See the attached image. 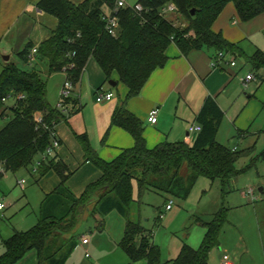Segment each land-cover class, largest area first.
<instances>
[{
    "label": "trees",
    "instance_id": "trees-1",
    "mask_svg": "<svg viewBox=\"0 0 264 264\" xmlns=\"http://www.w3.org/2000/svg\"><path fill=\"white\" fill-rule=\"evenodd\" d=\"M228 3L234 5L241 22L264 15V0H136L133 5L117 10L116 0H83L77 4L69 0H40L37 3L40 11L57 21L56 29L36 53L38 58L47 61L48 74L64 73L75 87L88 60L93 59L105 80L115 75L127 94L114 110L110 126L129 133L133 146L106 163L89 147L86 136H79L85 160L98 167L101 176L75 196L66 185L71 176L67 166L45 156L52 143L54 125L61 117V112L47 101L45 81L33 69L4 64L0 72V122L8 121L0 128V165L5 173L15 172L32 165L38 155L45 156L36 169L38 178L52 171L60 182L44 196L36 224L28 231H14L4 240L0 264H17L31 251L36 253V264H65L78 246V238L72 234L75 224L88 210L91 215L104 217L115 211L123 217L124 231L118 248L130 262L208 264L209 253L218 246L227 223L228 210L221 207L210 222L203 223L206 231L197 249L182 243L177 257L162 263L160 249L152 241V231L129 218V207L135 202L133 186L136 185L139 197L154 191L184 200L200 177L225 184L239 175L242 171L235 169V163L244 153L232 152L216 142L223 113L212 98L204 101L195 118L200 131L192 145L164 142L152 149L146 147L143 123L127 110L125 103L137 97L150 75L165 65V52L170 45H175L183 56L202 48L240 55L235 44L211 31ZM167 4L176 7L186 27H177L176 22L161 14ZM136 6L140 9H135ZM105 8L118 20L116 37L105 30ZM29 50L27 46L18 53V58L26 64ZM244 58L253 70H264L261 51ZM7 101H12V105H6ZM36 115L41 116L40 123L35 121ZM260 156L264 159V152ZM183 166H186L185 177L181 175Z\"/></svg>",
    "mask_w": 264,
    "mask_h": 264
},
{
    "label": "crops",
    "instance_id": "crops-1",
    "mask_svg": "<svg viewBox=\"0 0 264 264\" xmlns=\"http://www.w3.org/2000/svg\"><path fill=\"white\" fill-rule=\"evenodd\" d=\"M39 1L0 0V55H7L9 63L13 58L18 60V53L22 52L27 46H30L29 51L32 49L37 50L40 44L49 38L56 29V19L37 8L36 5ZM69 1L77 4L83 0ZM4 8L5 11H3ZM104 13H107L106 8ZM211 31L220 33L226 41L235 44L239 48L240 55H227V59L234 56V67L220 64L217 68H212L211 62L217 53L214 50L202 48L193 50L188 55L183 56L175 45H170L165 52L167 57L165 65L150 75L137 97L126 101L127 110L143 123V138L148 149L164 142H184L187 145H192L199 132L189 133L188 130L190 127L199 126L195 118L207 98L214 99L223 113L221 124L226 118L230 122V137H233V133L236 132L241 143L246 144V150L252 147L250 146L252 137L249 141L247 138L255 135L256 132H251V128L257 119L264 114V70H253L245 62L244 57L252 56L257 50L264 53V15L248 22H241L236 16L234 5L228 3L211 26ZM32 59L46 61L38 58L35 54L27 64L22 62L27 67L22 69H33L39 72L36 64H31ZM2 67L0 66V72ZM59 74L62 76L64 83L66 75L64 73ZM248 74H252L255 80L244 87L242 80ZM49 76L51 75L48 74L47 77ZM42 79L44 78L42 77ZM111 80L116 82L115 87L108 85V81L105 80L100 67L93 59H89L79 83L73 89L70 103L61 112V117L54 125L53 133L59 142V146L47 158H56V160L62 161L67 166L71 176L68 178L66 185L77 197L88 184L96 181L101 176L99 168L91 161L85 160V153L78 139L79 136H86L89 147L101 161L106 163L114 160L123 150L130 149L133 146V139L129 133L121 128L110 126L114 110L123 103L127 94V89L117 81L115 75H112ZM62 85L59 86L60 90ZM98 91L112 93L113 97L110 100L98 103L96 102ZM48 103L53 108L57 105H52L49 101ZM153 108L158 109L157 121L154 125L147 122L148 113ZM219 128L215 137L216 142L227 146L231 150L235 149V152H237L238 148L234 144L233 147L228 145L229 140H226L227 144L223 143L219 135ZM45 156L38 155L35 158V167L32 170L35 174H37L36 166L45 160ZM181 175L185 177L186 173L181 171ZM59 182V178L52 171L47 172L41 178H38L37 175L34 184L39 186L41 190L40 205L44 196L52 192L59 185ZM259 193L264 195V190L260 188ZM260 200V203L252 207L255 215L253 226L258 231L257 242L255 241L250 246L248 243L243 242V236L236 235L238 242L232 244V240L236 237L233 239L234 233L229 235L227 227L225 229V224L219 236V244L215 248L217 253L212 254L214 249L211 250L208 256V264H210L212 257L215 261L216 258L219 259L217 263L219 264L223 255L229 256L234 264H264V198ZM167 201L168 198L165 199L163 209L160 210L159 215L167 212L165 211ZM114 212L112 211L109 214ZM92 216L98 229H104V217L98 214ZM208 222H201V225L203 226V223ZM137 223L140 224V222ZM250 225L252 226L251 223ZM140 226L145 229L141 224ZM14 231L16 230H13V233ZM108 231L111 233L110 230ZM204 234V231H202L199 238H197V243L195 245L191 244L190 247L196 249L200 245ZM122 236L123 232L122 235L112 236L113 238H111L117 249H119L118 242ZM80 240L81 237L78 238V246L69 255L65 264H83L86 262L85 259L89 258L85 257V253L92 250L91 240L84 247L81 246ZM182 243L185 242H181L178 253ZM79 246L84 251V259H76V250ZM178 253L168 260H163L161 257V262L167 263L175 259ZM111 255L113 256L114 253ZM31 256L36 259L35 252ZM104 260V258H99L95 264H103L102 261ZM127 262V264H146L145 261L130 262L128 258ZM86 264L90 263L86 262Z\"/></svg>",
    "mask_w": 264,
    "mask_h": 264
},
{
    "label": "rangeland",
    "instance_id": "rangeland-1",
    "mask_svg": "<svg viewBox=\"0 0 264 264\" xmlns=\"http://www.w3.org/2000/svg\"><path fill=\"white\" fill-rule=\"evenodd\" d=\"M72 1L76 2L77 0ZM125 1L130 6L136 2V0ZM167 19L176 22V26L179 28L186 27V21L178 14L175 17L171 15ZM4 56L0 55L1 67L8 62L3 60ZM11 63L20 69L27 68L19 59L13 58ZM33 63L36 64L37 70L46 83L48 101L52 105L57 104L60 94L59 86L63 83L62 76L59 73H53L47 77L48 64L46 61L32 59L31 64ZM6 105H12V101H7ZM7 121L8 119L1 121L0 128ZM230 127V122L227 118L224 119L219 128V135L223 143L227 144L226 140H229L230 147H233L234 144L238 148V152L244 154L235 163V169L242 172L227 183L222 184L220 180L212 183L208 179L200 177L184 200L173 196L166 197L154 191H147L139 197L134 184L133 199L136 202L129 207V218L134 222H140L145 229L152 231V241L159 247L163 260L176 256L182 241L189 246L195 245L199 234L206 231L201 222L210 221L221 207L228 210L225 229L227 227L229 235L234 233L233 239L236 235H241L243 242L250 246L255 241L257 242L258 231L253 226L255 215L252 207L264 198V195L259 193L260 188L264 190V159L260 156L264 152V114L251 128V132L255 131L256 133L247 138L249 141L252 137L250 144L252 147L248 150H246V144L241 143L236 132L233 133V137H230ZM34 167L35 160L27 168L6 172L0 179V202L4 205V209L0 211V255L4 252V240L12 235L13 230L28 231L38 220L41 190L34 184L37 178V174L32 171ZM182 169H185L181 170L182 173H186V166H183ZM20 181H23L21 187L18 185ZM248 189L253 190L255 201H250L246 195ZM166 198L172 200V209L166 213L163 212L162 219L157 220ZM103 220L104 229L99 230L88 210L78 218L75 224L72 234L77 238L87 237L92 243V250H88L89 258L85 261L95 264L96 260L104 258L103 264H127L126 256L113 245L111 239L112 236L122 235L123 217L114 212L104 217ZM237 242V237L232 240V244ZM215 248L212 249V254L217 253ZM76 252V259H84V251L81 246L77 248ZM33 253L34 251L29 252L17 264H36V259L31 256ZM218 261L219 259L216 258L215 261L212 257L210 264H217ZM86 262L82 263L86 264Z\"/></svg>",
    "mask_w": 264,
    "mask_h": 264
},
{
    "label": "built area",
    "instance_id": "built-area-1",
    "mask_svg": "<svg viewBox=\"0 0 264 264\" xmlns=\"http://www.w3.org/2000/svg\"><path fill=\"white\" fill-rule=\"evenodd\" d=\"M127 7V3L125 2V0H116V9L119 8H124ZM135 9H140L138 6L135 7ZM161 14L167 18V17H171V15L173 17L176 16L177 13V9L173 4H167L165 5L162 10H161ZM103 20H105L106 25H105V30L107 32L108 35L112 36V37H116L118 35L119 32V24H118V20L116 17L112 16V12H110L107 9V13H104L103 16ZM37 53L36 49H32L30 51L29 54V59L31 57H33L35 54ZM227 55L224 52H217L216 56L214 57L213 61L211 62V67L212 68H217L220 64H226L229 67H234L235 66V59L234 56H230V58L227 59ZM255 80L254 76L252 74H248L242 81H243V86L246 87L247 84L251 81ZM74 86L72 85V83L70 82V80L65 79L61 90H60V94H59V100L57 102V105L55 107L56 110L62 112L66 109V107L68 106V104L70 103V100L72 99V92H73ZM113 97L112 93H104L102 91H98L96 93V102L100 103L104 100H110ZM20 98V97H19ZM5 101V100H4ZM157 114H158V109L157 108H153L147 116V122L149 124L154 125L157 121ZM35 121L37 123L41 122V116L40 115H36L35 117ZM189 133H194V132H199L200 131V127L199 126H193L189 128ZM53 139H52V143L51 146L47 149L46 151V157L50 156L52 154V152L58 148L59 146V142L58 140L55 138L54 133H52ZM232 152H235V149L231 150ZM39 166V164L36 166ZM0 174L4 175V169L2 168V166L0 165ZM18 185L21 187L23 185V181L18 182ZM246 195L250 198L251 201H254V192L252 189H248L246 191ZM173 206V202L172 200H168L167 204L165 205V211H170L172 209ZM4 209V205L0 202V211H2ZM162 213L159 215V220L162 219ZM88 238L87 237H82L80 240V244L81 246H86L88 245ZM85 257H89L88 253H85ZM219 264H234L233 261L229 258V256L227 255H223L220 259Z\"/></svg>",
    "mask_w": 264,
    "mask_h": 264
},
{
    "label": "water",
    "instance_id": "water-1",
    "mask_svg": "<svg viewBox=\"0 0 264 264\" xmlns=\"http://www.w3.org/2000/svg\"><path fill=\"white\" fill-rule=\"evenodd\" d=\"M8 59H9V57H7V56L3 57V60L6 61V62L8 61ZM108 85L111 86V87H115L116 82L113 81V80H109L108 81Z\"/></svg>",
    "mask_w": 264,
    "mask_h": 264
}]
</instances>
